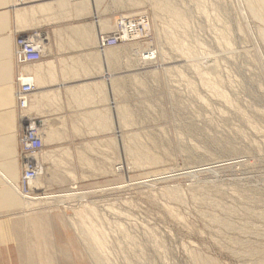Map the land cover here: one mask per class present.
I'll return each instance as SVG.
<instances>
[{
	"label": "rangeland",
	"instance_id": "374dc122",
	"mask_svg": "<svg viewBox=\"0 0 264 264\" xmlns=\"http://www.w3.org/2000/svg\"><path fill=\"white\" fill-rule=\"evenodd\" d=\"M16 1L1 7L12 55L19 36L45 40L43 69L82 83L76 103L97 110L41 128L43 171L27 189L19 137L42 113L18 109L12 58L0 119L16 153L0 190L19 203L0 191V264H264V24L245 0H172L182 21L154 0ZM141 15L137 40L100 45Z\"/></svg>",
	"mask_w": 264,
	"mask_h": 264
},
{
	"label": "crops",
	"instance_id": "0c3cea01",
	"mask_svg": "<svg viewBox=\"0 0 264 264\" xmlns=\"http://www.w3.org/2000/svg\"><path fill=\"white\" fill-rule=\"evenodd\" d=\"M6 1L8 0H0V33H2L4 30H7L8 25H9L8 13L6 11H2V10H5V8L4 9L1 8L5 6ZM45 48H46V45H45ZM11 49L12 47L9 41V37L0 36V83L3 81L5 77L3 76L6 74L5 71L7 69L9 71V69L11 68L12 58H14V56L12 55ZM49 52H50V47H49ZM44 53H45V49H44ZM39 65H41V67L31 68L30 70H26V68L29 67V65H26L25 67H23V71H26V74L31 75L37 81L44 83L43 86L40 88H37V90L34 92V95H32L27 112L29 113V112L38 111L42 113L41 116L33 117L31 119L39 121V123L41 124V128H44V131L46 134L48 135L56 134V131H55L56 125L52 126L50 125V123L57 121L61 117L60 113H62L63 111L72 109L71 108L72 106H74V108H76V110L80 112L82 111L91 112V111L97 110V108H84L82 110L79 107L81 106V102H77L78 108L76 107L77 99L75 100V98L77 97V94L78 96L82 94V93L81 94L79 93V90H80L79 88H81L82 83H65V81L63 80H62V83H54L57 80V78L61 76L60 75L61 69L55 72L48 73L46 68L43 69V67L47 66V63H44V64L40 63ZM50 66H52V64H48V69H51ZM2 67H4V69ZM5 79L7 80L9 78L6 77ZM16 84L18 86L17 77H16ZM5 88L8 90L6 92H10L11 94L9 99L8 97L6 98L5 103L8 104L7 107L13 106L14 99H15L14 93L11 89H9V87H5ZM83 94L85 97L91 96V94L87 95L85 92ZM1 95H2V92H0V108H6V107H3V104L1 101ZM89 101L91 103V100ZM16 103L18 106L17 95H16ZM58 103L59 104L61 103V105H58L57 107H55V104H58ZM62 115L66 116V114H62ZM10 119H11L10 117L0 119V136L2 135V138H0V172L6 177L7 180L12 182V176L14 175V173L12 169L10 168V166L7 167V164H9V161H11V159L14 157V154L16 153V143H15V139L13 135L14 131L11 129V125L13 124V122L12 120L10 121ZM1 179L3 180L2 177ZM0 191L2 192L3 195L6 196L5 201L7 203L6 204L7 209L11 210L12 208L13 209L17 208L16 206L19 203L18 196L9 187L1 188ZM13 202H16V203H13Z\"/></svg>",
	"mask_w": 264,
	"mask_h": 264
},
{
	"label": "built area",
	"instance_id": "2783aa9c",
	"mask_svg": "<svg viewBox=\"0 0 264 264\" xmlns=\"http://www.w3.org/2000/svg\"><path fill=\"white\" fill-rule=\"evenodd\" d=\"M120 42H122L120 34H116L112 37L104 38L102 45L104 47H112ZM15 45L17 48L16 60L20 66L35 65L43 61L44 56L42 54V49L37 46L35 40L32 38L30 39L29 36L22 35L17 37ZM33 90L34 86L31 83H23L20 85L17 92V100L21 110L26 109ZM41 133L42 130L38 122L31 120L23 123L19 143L23 156L22 165L24 169L22 183L27 189L30 188L31 182L38 176L39 165L35 160V157L38 156L41 151Z\"/></svg>",
	"mask_w": 264,
	"mask_h": 264
},
{
	"label": "bare ground",
	"instance_id": "6f19581e",
	"mask_svg": "<svg viewBox=\"0 0 264 264\" xmlns=\"http://www.w3.org/2000/svg\"><path fill=\"white\" fill-rule=\"evenodd\" d=\"M125 1L126 0H119L118 2L124 3ZM154 1L156 2V5H157V7H158L159 10L170 12V14H172L173 16H177V17L180 18L179 15H181L180 14L181 12H179L177 10V8L173 6L172 0H154ZM16 2L17 3L14 6L11 5L13 7V9H17L18 7H22V6L25 7L28 4V0H17ZM243 2H244V0H243ZM245 4H246L249 12L255 18H257L258 20H260L264 24V0H245ZM140 17L141 18L139 20L123 19L122 21H120L121 22L120 38L122 40H128V41H135V40H137L138 37L141 36V34H140V26H143L144 28H146L148 30L150 29V21H149V18H147L145 15H141ZM183 20H184V22L186 21L185 19H183ZM181 21H182V19H181ZM106 36H107V34H101L100 35V37H99V43H100V45H102V41H103L104 38H106ZM31 38L34 39L35 40V44L42 49V54H43L44 53V49H46L45 48V45H47V47H48V42L47 43H44L45 40L37 39V37H30V39ZM16 50H17V48H16V45H15V51H14V55L13 56H14L15 62L17 64V67H18V70H19L18 71V75H17V83H18V86L19 87L23 83H31L34 86V90H33L32 94H31V98H32V95H34V92L37 90V88L42 87L44 83L37 81L31 75L26 74V71H23V67H25L26 65L20 66L17 63V60H16ZM43 56H44V54H43ZM31 98H30V101H31ZM30 101L28 102L27 107L24 110H21V108L19 107V103H18V109L20 111L27 110ZM31 120L32 119L28 118V119L24 120L23 123H25L26 121H31ZM33 121H36V122L39 123V121H37V120H33ZM23 123H22V125H23ZM39 125H40V128H41V124L40 123H39ZM40 143H41V137H40ZM39 158L40 157H38V156L35 157V159H36V161H37V163L39 165V169H38V176H37V178L34 181L31 182V186H30L31 189L38 182V180L40 179V177L42 175V171H43L42 170V167L44 165L39 161ZM13 203H15V202H13ZM23 205H24V207H27V205H28L25 200L23 201ZM15 217H16L15 214L12 215V219H14ZM27 217H29V216H27ZM3 227H7V226H2V228ZM0 229H1V227H0ZM5 242L8 245L11 244L10 241L4 240V241H0V245L4 246ZM0 263H2V261ZM199 264H216V263H212V262H209V261H205V262H202V263H199Z\"/></svg>",
	"mask_w": 264,
	"mask_h": 264
}]
</instances>
